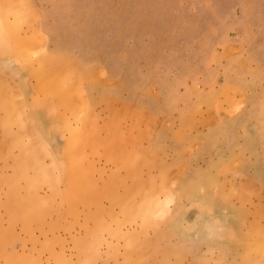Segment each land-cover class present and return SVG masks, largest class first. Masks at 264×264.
Returning a JSON list of instances; mask_svg holds the SVG:
<instances>
[{
  "label": "rangeland",
  "instance_id": "1",
  "mask_svg": "<svg viewBox=\"0 0 264 264\" xmlns=\"http://www.w3.org/2000/svg\"><path fill=\"white\" fill-rule=\"evenodd\" d=\"M27 1L0 0L34 86L0 68V264H264V0Z\"/></svg>",
  "mask_w": 264,
  "mask_h": 264
},
{
  "label": "crops",
  "instance_id": "2",
  "mask_svg": "<svg viewBox=\"0 0 264 264\" xmlns=\"http://www.w3.org/2000/svg\"><path fill=\"white\" fill-rule=\"evenodd\" d=\"M24 14L28 16H33L36 14V11L34 9V6L32 2L29 0L27 1L24 9ZM26 32L35 33L36 32V26L29 25L26 27ZM49 36V39L51 40L50 45L46 48V53L48 52H55L56 50L63 49V41H55L54 36L56 35L55 31L46 30L44 31ZM56 48V49H55ZM58 52V51H57ZM78 63V62H77ZM78 66V64H77ZM7 70L6 72L12 73L14 75L13 82H16L17 88L21 91V94L24 96L26 101H30V98L33 97L34 93L33 90V82L32 78L30 77L29 68L22 67L19 65H9L7 62H0V68H4ZM78 68V67H77ZM50 107L53 106V104L49 105ZM202 233V231H200Z\"/></svg>",
  "mask_w": 264,
  "mask_h": 264
},
{
  "label": "bare ground",
  "instance_id": "3",
  "mask_svg": "<svg viewBox=\"0 0 264 264\" xmlns=\"http://www.w3.org/2000/svg\"><path fill=\"white\" fill-rule=\"evenodd\" d=\"M46 90V89H45ZM55 92V91H54ZM69 101V100H68ZM37 126V125H36ZM74 127V126H73ZM72 139V138H71ZM50 157V156H49ZM53 160V159H52ZM58 175V174H57ZM85 195V194H84Z\"/></svg>",
  "mask_w": 264,
  "mask_h": 264
}]
</instances>
